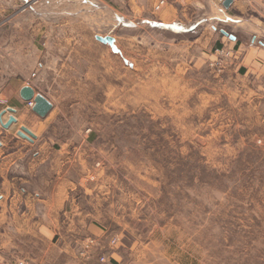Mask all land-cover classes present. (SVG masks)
Returning a JSON list of instances; mask_svg holds the SVG:
<instances>
[{"label": "rangeland", "instance_id": "374dc122", "mask_svg": "<svg viewBox=\"0 0 264 264\" xmlns=\"http://www.w3.org/2000/svg\"><path fill=\"white\" fill-rule=\"evenodd\" d=\"M26 1L15 10L37 3L21 8ZM94 24L119 51L84 42L82 65L68 67L83 73V96L63 99L49 129L83 140L73 173L92 226L78 255L87 264H264V97L255 106L248 94L258 83L211 64L223 44L211 49L209 36L163 43L156 24Z\"/></svg>", "mask_w": 264, "mask_h": 264}, {"label": "crops", "instance_id": "0c3cea01", "mask_svg": "<svg viewBox=\"0 0 264 264\" xmlns=\"http://www.w3.org/2000/svg\"><path fill=\"white\" fill-rule=\"evenodd\" d=\"M22 1L0 0V111L11 106L14 111L5 110L2 120L15 117L8 127L0 123V264H11L19 256L30 264H87L77 248L83 227L92 225L78 210V174L73 173L83 140L52 137L49 129L55 115L63 112V99L83 96V73L73 74L68 67L82 65L84 42L107 45L96 39V34L107 33L93 30L94 19L115 24L122 16L140 31L146 23L156 24L163 43L190 45L209 36L211 49L222 43L232 50L226 70L243 72L258 83L248 94L260 106L264 44L255 39L264 36V0H231L228 6L223 0H164L158 9V0H38L17 12ZM164 31L171 36H163ZM249 35L251 40L244 42ZM24 85L51 102L45 116L21 98ZM23 125L34 137L17 134Z\"/></svg>", "mask_w": 264, "mask_h": 264}, {"label": "water", "instance_id": "95a60500", "mask_svg": "<svg viewBox=\"0 0 264 264\" xmlns=\"http://www.w3.org/2000/svg\"><path fill=\"white\" fill-rule=\"evenodd\" d=\"M230 2L231 0H223L222 3L224 6H228ZM220 31L224 35H227L230 39H235V35L233 33H229L223 28H221ZM95 37L99 41L109 44L113 51L115 52L119 51V49L115 45V38L112 35L96 34ZM20 96L22 99L26 101L32 99L33 104L31 106V109L40 116H45L52 106L51 102L42 93L40 92L34 93V89L30 85H24L21 87ZM5 110H9L13 112L14 108L11 106H8L0 111V123L3 127H8L13 121H15V117L14 115L10 114L8 118L5 121H3L2 114L5 112ZM17 134L19 136L26 137V138L34 137V133L24 125L21 126V128L17 131Z\"/></svg>", "mask_w": 264, "mask_h": 264}, {"label": "built area", "instance_id": "2783aa9c", "mask_svg": "<svg viewBox=\"0 0 264 264\" xmlns=\"http://www.w3.org/2000/svg\"><path fill=\"white\" fill-rule=\"evenodd\" d=\"M35 2H37V0H27L26 3H24L21 6V8L29 7L31 4H33ZM163 3H164V0H158V2L154 5V8L158 9L160 7V5H162ZM214 52H215L216 58L214 59V61H211L210 63L214 64V65H218L220 67L223 64H225L226 57L232 55V50L225 48L223 46L215 48ZM26 103L28 106H32L33 100L30 99V100L26 101ZM115 240H116L115 238H112L111 242L114 243ZM93 245L94 246L96 245L95 239L93 237L87 238L86 242H84V244H83V249H82V252L85 256H89V254H90L89 248H91ZM99 260H100V262H105L104 255L100 256ZM13 264H26V262H24L23 259H17L13 262Z\"/></svg>", "mask_w": 264, "mask_h": 264}]
</instances>
